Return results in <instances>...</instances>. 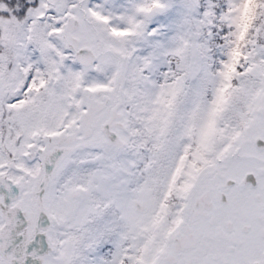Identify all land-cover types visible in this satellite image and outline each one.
<instances>
[{"label":"snow or ice","instance_id":"6c2138e0","mask_svg":"<svg viewBox=\"0 0 264 264\" xmlns=\"http://www.w3.org/2000/svg\"><path fill=\"white\" fill-rule=\"evenodd\" d=\"M0 264H264V0H0Z\"/></svg>","mask_w":264,"mask_h":264}]
</instances>
